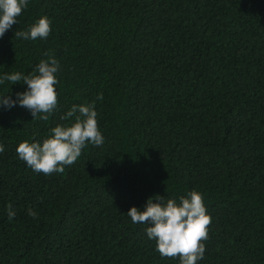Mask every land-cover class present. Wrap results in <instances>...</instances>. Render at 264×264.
<instances>
[{"label":"trees","instance_id":"obj_1","mask_svg":"<svg viewBox=\"0 0 264 264\" xmlns=\"http://www.w3.org/2000/svg\"><path fill=\"white\" fill-rule=\"evenodd\" d=\"M44 16L46 39L15 38ZM46 53L59 62L49 119L0 105V264H180L127 212L193 190L212 218L198 264H264V0H28L0 38V76L34 74ZM92 101L102 146L51 175L19 158Z\"/></svg>","mask_w":264,"mask_h":264},{"label":"clouds","instance_id":"obj_2","mask_svg":"<svg viewBox=\"0 0 264 264\" xmlns=\"http://www.w3.org/2000/svg\"><path fill=\"white\" fill-rule=\"evenodd\" d=\"M28 0H0V38L17 24V17L27 7ZM52 31V23L47 16L41 17L27 31H16L15 38L24 40L46 39ZM47 60H41L35 65L34 74L22 75L20 72L5 73L0 76V84L9 81L12 84L23 81L28 86L27 91L16 94L13 100L10 95L0 96V105L11 109L17 103L20 107L30 110L34 120L47 121L58 107L59 83L56 73L59 70L57 59L46 53ZM103 100V94L97 96ZM74 121L68 125H57L50 130V136L40 141L21 142L16 151L21 160L37 173L51 175L63 173L66 166L75 164L82 155V150L91 143L102 146L104 136L98 125L96 102L73 105L61 117ZM0 144V153L4 152ZM159 201V202H154ZM134 224H148L146 229L150 240L156 241V251L162 257H179L180 264H198L204 258L206 251L204 241L209 239L211 216L207 213L203 195L191 191L187 197H180V202L155 196L149 198L142 211L133 206L128 212ZM16 213L11 205L8 207L9 220ZM28 215L35 218L37 213L29 209Z\"/></svg>","mask_w":264,"mask_h":264}]
</instances>
